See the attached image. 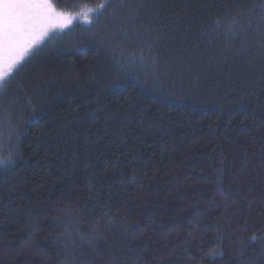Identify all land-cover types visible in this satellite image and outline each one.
<instances>
[{"label":"trees","instance_id":"obj_1","mask_svg":"<svg viewBox=\"0 0 264 264\" xmlns=\"http://www.w3.org/2000/svg\"><path fill=\"white\" fill-rule=\"evenodd\" d=\"M54 3L0 97V264H264V0Z\"/></svg>","mask_w":264,"mask_h":264},{"label":"snow or ice","instance_id":"obj_2","mask_svg":"<svg viewBox=\"0 0 264 264\" xmlns=\"http://www.w3.org/2000/svg\"><path fill=\"white\" fill-rule=\"evenodd\" d=\"M106 7V4L100 5V9ZM261 8L264 9V4ZM80 15L73 16L60 9L54 0H0V97L45 43L62 33ZM261 21L264 22V17ZM84 23L90 25L92 20L84 15ZM10 163L11 160H0V167ZM258 239L252 236L249 242ZM220 255L222 253H215L211 259Z\"/></svg>","mask_w":264,"mask_h":264}]
</instances>
